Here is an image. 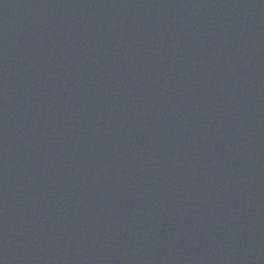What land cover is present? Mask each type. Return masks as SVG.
Returning <instances> with one entry per match:
<instances>
[{"label": "water", "instance_id": "1", "mask_svg": "<svg viewBox=\"0 0 264 264\" xmlns=\"http://www.w3.org/2000/svg\"><path fill=\"white\" fill-rule=\"evenodd\" d=\"M0 264H264V0H0Z\"/></svg>", "mask_w": 264, "mask_h": 264}]
</instances>
